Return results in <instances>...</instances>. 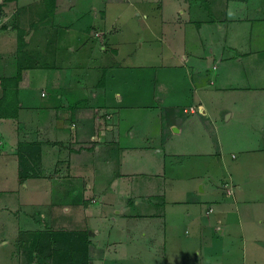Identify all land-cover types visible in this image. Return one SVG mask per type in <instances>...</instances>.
Returning <instances> with one entry per match:
<instances>
[{
  "label": "rangeland",
  "instance_id": "rangeland-1",
  "mask_svg": "<svg viewBox=\"0 0 264 264\" xmlns=\"http://www.w3.org/2000/svg\"><path fill=\"white\" fill-rule=\"evenodd\" d=\"M201 1L65 0L61 10L67 14H61V23L53 27L52 37L46 35L45 46L36 42L42 31H38V22L33 26L36 34L31 45L21 51L18 31L24 30L26 35V28L21 27L16 12L1 19L0 9V28L16 30L17 56L23 57L29 52L31 65L56 67L51 59L54 52L49 50L55 44L56 57L60 54L59 60L75 77L86 75V72L94 74V78L101 76L103 70L97 75L92 66L102 64L97 67L104 68L103 73L107 70V78H104L103 87L95 86L100 77L95 80L98 101L106 103L108 99L120 106L119 146L115 154L121 155L120 147L136 148L147 141L145 136H131L136 126L139 130L146 126L151 143L149 147L124 153L125 159L119 164L126 171L153 170L156 172L153 177H157L164 188V204L158 196L145 204L138 201L140 197L132 184L139 178L138 174L128 175L130 181L126 182V188L121 183L118 186L114 174L102 176L103 171L97 167L98 162H102L97 154L101 153H96V148L110 129L109 118L103 111L99 112L102 119L96 128L77 124L71 133L76 140L71 141L61 140L60 126L56 123H52L55 129L49 128L47 134L39 132L41 124L33 122L27 128L24 121L19 120L18 110V115L4 127L6 131L10 129L9 134L15 133V139H10L9 143L0 142V154L9 162L6 168L0 165V189H3L0 190V203L11 199L9 210L15 216L17 229L14 242L18 250L26 248L30 259L36 254L40 264L52 262V258L56 261L52 264H144L147 256L143 250L150 237H144L143 231L147 229L140 226L143 222L136 214L150 208L154 210V214L149 215L154 220L147 224L152 234L164 232V225L159 224L161 219L155 218L156 214L164 212L166 224L172 226L177 221V231L184 236V231L192 230L189 231L190 225H184L183 219L187 218L191 206L197 205V200L202 198L198 202L203 210L200 218L203 230L213 241L222 240L218 238L221 226H227V230L232 227L231 234L240 239V263L253 264L254 254L249 247L254 246L250 245V234L260 219L264 222V88H251L250 91L245 87L200 88L189 76L173 67L177 59H173L170 50L181 51L185 40L190 42L195 37V34L191 36L193 30L182 26L185 20L181 19L192 15L200 19ZM43 4L47 7L52 3L43 0ZM190 4L193 14L188 12ZM38 6L34 9L38 18L34 20L43 22L45 8ZM180 9H184L185 14ZM96 29L104 32L101 40L100 33L93 31ZM241 78L239 82L245 86L246 79ZM89 97L91 99V95ZM190 104L197 107V112L184 111ZM52 117V122H56ZM26 129L36 134L26 135ZM115 129L114 125L109 138L116 135ZM73 130L79 133L81 140ZM91 158L93 162L89 164ZM29 171L30 175L26 176ZM201 182L204 191L199 190ZM16 184L14 194H10L11 188L4 190ZM214 199V210L206 214L207 206ZM90 201L93 211L87 212L84 205ZM111 202L116 207L109 210ZM126 202H131L130 214H121L119 219L113 220L110 214ZM86 215H93L94 223L89 228ZM6 226L10 223L4 225V231ZM60 231H75L83 238L86 232L87 249H72L70 241L75 238H70L75 237L74 234L67 238ZM55 234L60 241L50 237ZM129 239L131 241L124 247V241ZM209 240L203 236L199 241L203 243V250ZM224 242L228 244V240ZM255 245L264 250V237ZM6 247L0 244V262L11 250L10 246ZM248 252L250 256L247 257Z\"/></svg>",
  "mask_w": 264,
  "mask_h": 264
},
{
  "label": "crops",
  "instance_id": "crops-1",
  "mask_svg": "<svg viewBox=\"0 0 264 264\" xmlns=\"http://www.w3.org/2000/svg\"><path fill=\"white\" fill-rule=\"evenodd\" d=\"M64 2L65 0H55L53 14H49L47 11L48 6L45 7L43 0H0V9L2 8L1 19H3V16L4 19H6L16 12L19 19H21L19 21L21 27L26 28L28 46L31 45V39L34 38L36 34V29L33 26L35 23L39 22L38 31L42 30L43 33L42 31L40 32L36 42H39L41 46H45L46 35L50 34L51 36V32L54 30L53 27L55 25L59 26L61 23V14H67L64 12V9L61 10V6L64 5ZM201 2V9L203 12L200 19L194 17V15L191 17L187 16V18L182 17L181 19L182 21L185 20L182 26L184 25L193 30L191 36L195 34V37L190 42L188 39L185 40V44L181 51H175L174 49L170 50L173 59H177V63H175L173 67L183 72L186 76H189L192 83L196 86H200V88L223 90L226 88L235 89L238 87H245L247 89L246 91H250L251 88H264V0H203ZM38 5L45 8L43 22L39 19L38 21L34 20V18H38L36 15L37 12L34 11V9H37L36 7ZM192 8L193 6L190 4V8L188 9L190 14H193ZM180 10L182 14H185L184 9ZM103 12H105V8H103ZM30 24L32 25L31 27ZM193 28H195V30ZM93 31L94 33L96 31L100 33V37H98L101 40V35L104 32L100 29ZM104 39L105 38H103V40ZM56 47L55 44V46L52 45L49 48V50L54 52L53 57L51 56V52H48L52 57L51 59H53L56 64V67H54L55 65L50 66L51 64L47 66L31 65L29 61V52H25L22 62L25 61L26 64L29 65L24 66L21 70L17 83L20 101L18 108L19 120L24 121L27 128L29 125H32L33 122L38 126L41 124L39 132L45 134H47L46 132L49 131V128L55 129L52 123H56L60 126L58 129L62 137L61 140L73 141L76 139L71 135L72 129H75L77 124L96 128L97 124H99V121L102 119V117L99 116V112L103 111L109 118V123L107 125H109L110 129L106 130L105 135L102 136V143L98 144L96 148V153H101L100 155L97 154L102 160V162H98L97 167L103 171L102 176L105 177L114 174L116 176L115 178L118 180V186L119 183H121L126 188V182L130 181L128 175L132 174L131 176H133L134 174V176H136V174H138L139 178H135L132 183L137 190V196L140 197L138 201H143L142 203L146 204V202L152 200L154 196H158L160 201L163 199L164 204V188L160 182H157L158 178L153 177L156 172L153 170L126 171L123 170L119 164L125 159V157H123L124 153L127 154L129 150L143 149L144 146L147 145L149 147L151 145V143H149L150 139H148L149 135H146V126L141 130L137 129L136 126V129L132 131L131 135L132 137H147V141L143 142V146L139 144L135 146L136 148L123 146L122 149V147H120L119 151L121 155L119 154L120 156L117 157L115 151L119 146L117 145L119 141L117 138L120 132V120L118 116L120 106L118 107L116 103L108 99L106 103H103V100H101L102 103H100V101H98L97 91H95L94 87L95 80L98 77L100 78L98 84L96 83L95 86L100 84L103 87V85H105L103 82L107 78V70L103 73L104 68L100 67V69L97 67L102 64L93 65L92 68L97 72V75L100 70H103L101 76H95L94 78V74L91 75L89 72H86V75L75 77L74 72L70 71L67 65L59 60L60 54L56 57L58 52ZM105 48L107 47L104 44L103 49ZM71 49L73 48L71 47ZM117 52L118 51H115V53ZM17 72L18 56L16 52V30L13 32L10 29L0 28V77L8 79L4 81L7 83V87L10 90L15 89L13 84ZM79 75L81 74L79 73ZM240 78L243 80L246 79L245 86L243 83L239 82ZM3 91V86L0 84V97L3 95ZM90 95L91 99L89 97ZM198 101L202 102L201 99ZM200 102L197 104H200ZM184 111L195 113L197 112V107L190 104L189 108L184 107ZM52 116L56 118L54 119L56 122H52ZM9 120L13 121V118L0 117V142L2 143H9L10 139H15V133L9 134L10 129L6 131L4 128L7 126ZM114 125L116 126V135L109 138L112 136L109 135V133ZM30 127L31 126H29V128ZM130 127L133 128L134 125L131 123ZM93 130L95 131V129H91L92 132ZM30 132L36 134L32 130L26 129V135L30 134ZM73 134L76 136L79 135V133H76V130H73ZM78 138L81 140L79 136ZM165 154L171 153L165 152ZM2 156H4V154H0V165L6 168L9 162L3 160L4 158ZM90 160L91 162L89 161V164L93 162L92 158ZM116 179L113 180L114 183H116ZM150 182H152V184H150ZM66 184L67 183H62V185ZM16 186L17 184L11 187H5L4 190L11 188V194L17 189ZM204 188L205 186L203 182H201L199 190L204 191ZM7 195L9 194L7 193ZM105 195H107L106 192ZM200 199L202 198L198 200ZM93 200L95 199L93 198ZM198 200L197 205L194 204L191 206L187 218L183 219L185 221L184 225H190L189 231L192 230L191 232L184 231V236L182 234L183 232L177 231V221L173 222L172 226L166 224L167 218L164 212H160L155 216V218L158 217L161 219L159 224L161 226L164 225V232L162 233L159 231L152 234L149 233L151 226L147 224H150V220H154L153 217H149V215L154 214V210L150 208L146 212L142 211L136 214L139 216L140 221L143 222L140 226L147 229V231H143L144 237L145 235H147L146 238L150 237L148 238V243L145 244L146 248L143 250V253L145 252L147 256V258L144 259V264H249V262L240 263L241 249L239 247L240 245H238L240 239L231 234L232 227H229L227 230V226H221L219 230L220 236L218 238H222V240L217 239L213 241L209 237L208 232L203 230V222L200 219L203 215V210ZM10 201L11 199L4 200L0 203V244L4 247L10 246L11 249L6 253V256L2 257L3 254L1 255L2 262H0V264H40L36 254L32 255L31 257L33 258L30 259L26 254V248L18 250V245L14 242L17 229H15V216L9 210L11 207L9 205L12 204ZM102 201H104V199ZM176 201L178 200H175V202ZM214 201L215 199L210 201L206 209V214L214 210ZM24 202V204L28 203L25 199ZM130 203L131 202H126L125 206L121 204V207H118L115 212L111 213L110 217L113 220H117L121 214L129 215L130 210L128 206ZM17 205L18 204H16V206ZM89 205H91V201L84 205L87 212L91 209ZM110 205L109 210L111 207L113 209L114 206L112 202ZM67 209L69 210L70 207L66 206V210ZM90 211H93V209ZM91 217H93V215H86V218H88L86 220V227L88 228L90 227L89 225L94 223ZM8 223H10V226H6L7 230L4 231V225ZM7 231L8 233H6ZM250 235V245L253 243L254 246L251 248L249 247L250 253L254 254L252 257L253 264H264V250L255 245L264 237L263 219L257 222L255 230ZM203 236L205 240L210 239L209 242H206V245H204L206 247L204 250L203 243L199 242L203 240ZM223 238L228 240V244L224 242ZM130 241V239L124 241L123 246L125 247L126 244L128 245ZM234 243L236 246H228ZM250 253H247V257L250 256ZM258 256L260 257L259 259H257ZM25 259L27 260L25 261ZM47 262L52 264V262L56 261L52 258V262L45 261L44 263Z\"/></svg>",
  "mask_w": 264,
  "mask_h": 264
},
{
  "label": "trees",
  "instance_id": "trees-1",
  "mask_svg": "<svg viewBox=\"0 0 264 264\" xmlns=\"http://www.w3.org/2000/svg\"><path fill=\"white\" fill-rule=\"evenodd\" d=\"M46 1V0H45ZM47 1H51L52 4L48 5L47 11L49 14H53L54 8H55V0H47ZM18 47L20 48L19 51L24 50L25 47L28 46V41L26 38V35L24 33V30H19L18 31ZM24 60L23 57H21L20 60V55L18 56V72L14 77V86L15 89L14 90H10L7 87V83H5L6 78H0V84L3 86V95L0 97V117H16L18 114V108H19V94H18V79L20 77V73L21 70L24 68V66H28L29 64H26V62L22 63V61ZM2 79V80H1ZM5 80V81H4ZM28 145V144H27ZM26 173V176L30 175ZM63 233L67 238L68 235H72L74 234L75 237H71L70 239L72 240L73 238H75V240L70 241V246H72V249H82L83 251L87 249V244H88V238H87V233H84V238L80 235L77 234L75 231H60V233ZM50 236L53 239H57V235L55 234ZM61 238V236L59 237ZM65 238V237H64ZM62 239V238H61ZM60 241V239H57ZM77 240H81L80 243L77 242ZM83 241V243H82ZM60 251V250H59ZM65 253V252H64ZM69 264H73V263H69Z\"/></svg>",
  "mask_w": 264,
  "mask_h": 264
},
{
  "label": "built area",
  "instance_id": "built-area-1",
  "mask_svg": "<svg viewBox=\"0 0 264 264\" xmlns=\"http://www.w3.org/2000/svg\"><path fill=\"white\" fill-rule=\"evenodd\" d=\"M230 192V191H229Z\"/></svg>",
  "mask_w": 264,
  "mask_h": 264
}]
</instances>
